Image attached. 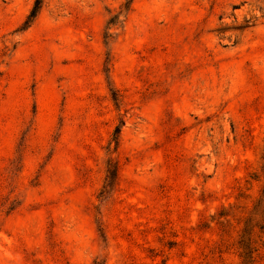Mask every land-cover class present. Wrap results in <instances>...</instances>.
<instances>
[{
    "label": "rangeland",
    "instance_id": "374dc122",
    "mask_svg": "<svg viewBox=\"0 0 264 264\" xmlns=\"http://www.w3.org/2000/svg\"><path fill=\"white\" fill-rule=\"evenodd\" d=\"M35 2L0 0V264H264V0Z\"/></svg>",
    "mask_w": 264,
    "mask_h": 264
},
{
    "label": "trees",
    "instance_id": "16d2710c",
    "mask_svg": "<svg viewBox=\"0 0 264 264\" xmlns=\"http://www.w3.org/2000/svg\"><path fill=\"white\" fill-rule=\"evenodd\" d=\"M42 3H43V0H36V2H35V5H34V7H33V9H32V11H31V13H30V16H29V21H31L32 19H34L36 16H37V14H38V12L40 11V9H41V7H42ZM118 137H119V128L116 130V136H115V138H114V141L116 142V144H118ZM118 146V145H117ZM115 166V165H114ZM115 170V169H114ZM116 171V170H115ZM112 173V175L116 178V176H117V172L115 173V172H111ZM109 178V177H108ZM263 201H264V191H263V198L260 200V202H259V204H258V206L259 207H262V203H263ZM223 215L224 214H222L221 215V217H223ZM250 242H249V246H250V244H251V238H249L248 239ZM248 247V246H247ZM251 261H253V263L255 264V260L253 259V260H251Z\"/></svg>",
    "mask_w": 264,
    "mask_h": 264
}]
</instances>
